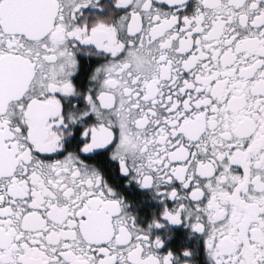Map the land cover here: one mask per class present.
Instances as JSON below:
<instances>
[{
    "label": "snow or ice",
    "instance_id": "obj_1",
    "mask_svg": "<svg viewBox=\"0 0 264 264\" xmlns=\"http://www.w3.org/2000/svg\"><path fill=\"white\" fill-rule=\"evenodd\" d=\"M0 264H264V0H0Z\"/></svg>",
    "mask_w": 264,
    "mask_h": 264
}]
</instances>
